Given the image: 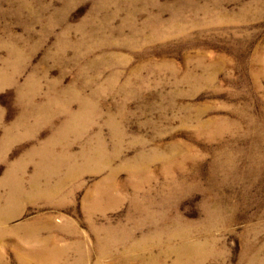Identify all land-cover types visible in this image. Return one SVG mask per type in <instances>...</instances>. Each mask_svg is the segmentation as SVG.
Returning a JSON list of instances; mask_svg holds the SVG:
<instances>
[{"label": "rangeland", "instance_id": "rangeland-1", "mask_svg": "<svg viewBox=\"0 0 264 264\" xmlns=\"http://www.w3.org/2000/svg\"><path fill=\"white\" fill-rule=\"evenodd\" d=\"M0 142V264H264V0H0Z\"/></svg>", "mask_w": 264, "mask_h": 264}, {"label": "bare ground", "instance_id": "bare-ground-1", "mask_svg": "<svg viewBox=\"0 0 264 264\" xmlns=\"http://www.w3.org/2000/svg\"><path fill=\"white\" fill-rule=\"evenodd\" d=\"M88 100H90V99H88ZM91 101V100H90ZM83 102V101H82ZM88 102V101H87ZM92 103V102H91ZM83 104V103H82ZM94 104V103H93ZM68 105V104H67ZM48 106H50L49 104H48ZM81 106H83V105H81ZM92 106V105H91ZM80 108V107H79ZM90 108V107H89ZM70 109V108H69ZM92 109V108H91ZM79 110V109H78ZM80 114V113H79ZM83 115H85V113L83 114ZM82 116V115H81ZM69 118V117H68ZM75 118H76V116H75ZM81 118V117H80ZM91 118V117H90ZM72 119V118H71ZM23 120V119H22ZM19 121H21V120H19ZM26 122V121H25ZM18 124H19V122H18ZM16 125V124H15ZM21 125V124H20ZM68 125V124H67ZM21 126H23V125H21ZM14 127V126H13ZM70 127V126H69ZM12 128V127H11ZM35 128V127H34ZM68 128V127H67ZM10 129V128H9ZM22 129V128H21ZM29 129V128H28ZM26 130V129H25ZM11 131V130H10ZM16 131V130H15ZM30 131H32V130H30ZM33 133H34V131H33ZM14 135V134H13ZM19 135V134H18ZM36 135V134H35ZM12 137V136H11ZM33 137V136H32ZM55 137V136H54ZM6 138V137H5ZM15 138V137H14ZM12 139V140H15V139ZM17 138H19V137H17ZM11 140V141H12ZM1 143V142H0ZM10 143V142H9ZM12 144V143H11ZM2 145V144H1ZM44 146H46V145H44ZM48 147V146H47ZM100 147V146H99ZM42 148V147H41ZM57 148V147H56ZM2 149V148H1ZM38 149V148H37ZM66 149V148H65ZM98 149V148H97ZM5 150V149H4ZM42 150V149H41ZM45 150V149H44ZM89 150V149H88ZM95 150V149H94ZM46 151V150H45ZM51 151V150H50ZM56 151V150H55ZM4 152V151H3ZM42 152V151H41ZM91 152V151H90ZM48 153V152H47ZM65 153V152H64ZM89 153V152H88ZM5 154V153H4ZM3 154V155H4ZM33 154V153H32ZM49 154H50V152H49ZM55 154V153H54ZM58 154H60V153H58ZM92 154H93V152H92ZM96 154V153H95ZM29 155V154H28ZM34 155V154H33ZM36 156V155H35ZM40 156V155H39ZM65 156V155H64ZM63 156V157H64ZM96 156V155H95ZM26 157V156H25ZM24 157V158H25ZM30 157V156H29ZM28 158V157H27ZM35 158H37V157H35ZM46 158V157H45ZM45 158H42V160H44ZM60 158V157H59ZM50 159H51V157H50ZM49 159V160H50ZM93 159H94V157H93ZM30 160V159H29ZM41 160V159H40ZM31 161V160H30ZM38 161V160H37ZM51 161H52V159H51ZM55 161V160H54ZM60 161V160H59ZM58 161V162H59ZM93 161V160H92ZM17 162V161H16ZM23 162V161H22ZM39 162V161H38ZM47 162H49V161H47ZM60 163H62V162H60ZM93 163V162H92ZM26 165H27V163H25ZM29 164V163H28ZM37 164V163H36ZM49 164V163H48ZM23 165V164H22ZM21 165V166H22ZM42 165V164H41ZM12 166V165H11ZM24 166V165H23ZM45 166V165H44ZM53 166V165H52ZM36 167V166H35ZM48 167V166H47ZM57 167V166H56ZM55 167V168H56ZM12 168V167H11ZM39 168H41V166L39 167ZM43 168V167H42ZM61 168V167H60ZM18 170V169H17ZM56 170H58V169H56ZM13 172H15V170L13 171ZM42 172V171H41ZM57 172V171H56ZM18 173V172H17ZM16 173V174H17ZM21 173V172H20ZM53 174H55L54 172H52ZM58 174V173H57ZM14 175V174H13ZM23 175V174H22ZM69 175V174H68ZM16 176V175H15ZM66 176V175H65ZM11 177H13V176H11ZM17 177V176H16ZM69 177V176H68ZM14 178V177H13ZM32 178V177H31ZM39 178V177H38ZM64 178V177H63ZM46 179V178H45ZM44 179V180H45ZM62 179V178H61ZM65 180V179H64ZM19 181V180H18ZM20 181H21V179H20ZM23 181V180H22ZM39 181V180H38ZM8 182V181H7ZM11 182V181H10ZM14 182V181H13ZM12 182V183H13ZM17 182V181H16ZM15 182V183H16ZM43 182V181H42ZM1 183V182H0ZM14 183V184H15ZM47 183V182H46ZM64 183V182H63ZM41 184V183H40ZM61 184V183H60ZM18 185V184H17ZM50 185V184H49ZM9 186H10V184H9ZM12 186V185H11ZM22 186V185H21ZM38 185H36V187H37ZM43 186V185H42ZM44 186H46V185H44ZM43 186V187H44ZM56 186V185H55ZM62 186V185H61ZM14 187H15V185H14ZM14 187H12L13 189H14ZM34 187V186H33ZM58 187V186H57ZM63 187V186H62ZM17 188V187H16ZM20 188V187H19ZM40 188V187H39ZM42 188V187H41ZM12 189V190H13ZM37 189H38V187H37ZM49 189V188H48ZM62 189V188H61ZM19 190V189H18ZM23 190V189H22ZM34 190V189H33ZM39 190V189H38ZM14 191V190H13ZM28 191V190H27ZM42 191V190H41ZM45 191H46V189H45ZM55 191V190H54ZM34 192V191H33ZM52 192V191H51ZM29 193V192H28ZM44 193H46V192H44ZM48 193V192H47ZM50 193V192H49ZM53 193V192H52ZM11 194H13V193H11ZM24 194V193H23ZM30 194H32L31 192H30ZM8 195H10L9 193H8ZM7 196V195H6ZM14 197H15V195H14ZM18 197H19V195H18ZM21 197V196H20ZM1 198V197H0ZM6 198V197H5ZM26 198H27V196H26ZM35 198V197H34ZM12 199V198H11ZM19 199V198H18ZM23 199V198H22ZM30 199V198H29ZM1 200V199H0ZM9 201V200H8ZM7 202V201H6ZM18 202V201H17ZM22 202H23V200H22ZM2 216V215H1ZM8 216L6 215V216H4L2 219H4V221H7L8 220ZM32 233H31V240L30 241H32V242H40V243H42V245L44 246V244L43 243H48L49 242V240H50V238L51 237H48V238H40L39 236L41 235L40 233H41V228L39 227V226H37L36 227V229L35 230H33V231H31ZM52 239V238H51ZM41 245V244H40ZM46 246V245H45ZM196 246V245H195ZM54 248H56V247H52V249H50V254H49V251L46 249V248H44V250H45V253L46 254H48V256H47V261H50V258H52V255L53 254H55V253H57V252H59L58 250H53ZM198 248H200L199 247V245H198ZM197 252V251H196ZM190 255H192V252H190L189 253V256ZM40 259H42V257L40 256ZM128 264V263H127Z\"/></svg>", "mask_w": 264, "mask_h": 264}]
</instances>
